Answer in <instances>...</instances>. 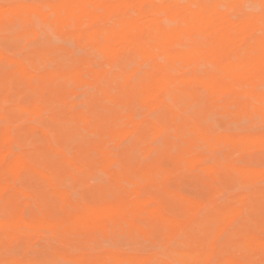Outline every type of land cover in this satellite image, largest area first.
I'll use <instances>...</instances> for the list:
<instances>
[{
    "label": "bare ground",
    "instance_id": "1",
    "mask_svg": "<svg viewBox=\"0 0 264 264\" xmlns=\"http://www.w3.org/2000/svg\"><path fill=\"white\" fill-rule=\"evenodd\" d=\"M17 25L0 42V264H264V163L248 160L264 128L233 129L264 124L262 0L0 3V32ZM95 235L161 251L75 245Z\"/></svg>",
    "mask_w": 264,
    "mask_h": 264
},
{
    "label": "rangeland",
    "instance_id": "2",
    "mask_svg": "<svg viewBox=\"0 0 264 264\" xmlns=\"http://www.w3.org/2000/svg\"><path fill=\"white\" fill-rule=\"evenodd\" d=\"M36 1H38V0H0V3H20V2L21 3H24V2L29 3V2H36ZM20 31H21V27L19 25H17L8 31L0 32V42H3L4 44H6V42L10 38L11 39H16V38L18 39ZM17 32H18V34L16 35ZM49 32H51V31H48V33H42V35L45 38H50L54 44L55 43L61 44V45H65L66 47H69L71 49L73 48V50H76V51L78 50V48H76L72 42L65 41V40L61 39L60 37H58L57 35L53 34L52 32L51 33H49ZM69 42H70V44H69ZM15 43L17 44L16 45L17 47L15 49L16 55L27 54V53L35 50L37 47L36 43H34V42H24V41L17 40V41H15ZM79 51L81 52V49H79L77 52H79ZM82 53H83V51H82ZM4 68L5 67L0 66V75H1L2 70ZM70 91L72 93L74 91V88H71ZM84 92H85V90L80 91L78 101H82L85 99ZM35 126H36V123H34L30 120H28L26 123H24V128L27 131H29L30 133H32L34 131ZM263 126H264L263 123H256L253 126H250L248 124H246V125L244 124L243 126H237V125L233 126V129L236 131H240L243 129H245V130L249 129L251 131H258V130L264 128ZM38 145H39L38 143L24 141L21 148L23 150H26L27 152H35V151H37ZM28 154L31 155V153H28ZM179 154L180 153H168L166 155V159L167 158H176L179 156ZM206 154L208 156V158H207L208 160L207 159L206 160L210 161L209 163L206 162L207 164H212L215 162L216 158L221 157L220 156L221 154H218V155H216V153H206ZM32 155H35L37 157V159L41 160V162H43V163L44 162L50 163L53 161V157L51 155L45 154L42 157L40 156V153H32ZM248 158H249L248 160L255 165H262L264 163V153L252 155ZM151 160L152 159H148L147 161L150 162ZM174 184L182 190H188V191H192V192H201V190H202V188L197 183L196 177H193L189 174L188 175L183 174V176H179V179H177ZM69 189L75 198H77L79 196L78 192L75 191L72 186H69ZM103 189L106 190L107 195L108 194L110 195V194H112V192H114L113 187L108 185V184H104ZM153 190L157 191L156 188ZM227 195H228V192L225 193V196H227ZM7 214H8L7 210L0 204V218L5 217ZM90 241H91L90 242L91 245L89 244V246L87 245V243H81V242H76L75 245L79 246V247L84 246L85 249H89L92 252V254L96 257L110 255L111 253H113L115 250H118V249H121L124 253L138 252L141 254L161 251V245L159 243H150V242H146L144 240L140 241V238H137V237H130V238L120 237L117 239H113L110 237L106 238L102 235H95L90 239ZM99 250H101V251H99ZM0 255L3 256L2 251L0 252ZM32 256L33 255H28V258H32Z\"/></svg>",
    "mask_w": 264,
    "mask_h": 264
},
{
    "label": "snow or ice",
    "instance_id": "3",
    "mask_svg": "<svg viewBox=\"0 0 264 264\" xmlns=\"http://www.w3.org/2000/svg\"><path fill=\"white\" fill-rule=\"evenodd\" d=\"M262 3H264V0H262ZM48 27H49L48 25H41L40 26L42 31L48 29ZM226 264H227V262H226Z\"/></svg>",
    "mask_w": 264,
    "mask_h": 264
}]
</instances>
